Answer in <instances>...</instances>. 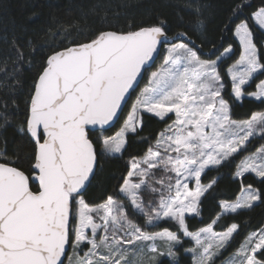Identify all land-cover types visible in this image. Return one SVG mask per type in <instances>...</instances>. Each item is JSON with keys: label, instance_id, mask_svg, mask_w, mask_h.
I'll return each instance as SVG.
<instances>
[{"label": "snow or ice", "instance_id": "snow-or-ice-1", "mask_svg": "<svg viewBox=\"0 0 264 264\" xmlns=\"http://www.w3.org/2000/svg\"><path fill=\"white\" fill-rule=\"evenodd\" d=\"M194 4L203 25V5ZM222 33L232 40L222 34L219 42L197 37L198 44L191 31L156 17L128 30L95 29L43 59L17 126L32 142L27 168L0 152V264H181V249L193 264H216L241 234L224 218L264 204V110L235 118L246 98L264 106V0L255 7L236 0ZM0 41L8 47L0 71L18 84L35 49L14 33ZM161 50L162 63L125 115ZM9 99H0L4 130L14 114ZM146 114L165 127L143 155L129 158L112 192L93 198L101 159L122 156ZM225 168L242 194L221 200L219 214L193 229L188 218L202 217L218 189L219 176L209 173ZM137 216L141 222L130 218ZM225 264H264V226L245 235Z\"/></svg>", "mask_w": 264, "mask_h": 264}, {"label": "trees", "instance_id": "trees-1", "mask_svg": "<svg viewBox=\"0 0 264 264\" xmlns=\"http://www.w3.org/2000/svg\"><path fill=\"white\" fill-rule=\"evenodd\" d=\"M250 2L255 7L259 0ZM196 3L203 5V15L200 17L204 20L203 25L196 23L193 14L194 0H0V36L7 34L11 37L14 33L21 43L29 45V51L35 49L31 63H26L19 69L18 84L10 81L4 71H0V99L10 97L9 112H14L8 116L10 126L6 130L0 129V152L6 150L9 155L16 154L20 157L22 165L27 168L26 157L32 152V142L27 135L17 131V126L23 120L24 102L33 78L40 71L43 59L52 50L70 44L73 40H84L95 29L103 27L128 30L134 25L153 23L156 17H166L174 31H191L198 44L200 40L197 37L219 42L222 34L231 41V34L222 33V28L231 15L236 0H196ZM251 10L246 8L244 14ZM208 47L210 45L205 47V52ZM7 53V45L0 41V61ZM160 60L161 58L149 69L156 67ZM7 83H13L15 86L8 89L5 87ZM253 90L255 85L249 89ZM12 99L15 100V105L11 103ZM129 105L130 102L128 107ZM128 107L125 108V113ZM258 110H264V106L259 101L246 98L235 108V118H247L251 112ZM119 126L117 124L107 134H113ZM164 127V121L146 114L140 134H130L127 151L122 156L101 159L102 171L97 173L93 186L89 189L90 195L95 198L105 190L112 192L118 183L116 178L124 171L129 158L143 155L149 143L154 142ZM95 135L102 137L105 133L97 130ZM233 168H225L219 174L215 171L209 173V176H219L218 189L204 201L202 217L188 218L193 229L203 226L201 221L208 222L219 214L218 203L221 200H233L241 194L240 184L231 175ZM248 179L257 186L252 176ZM224 222L240 224L241 234L221 258L234 253L249 232L264 226V204H259L251 210H243L232 218H224ZM161 224L169 226L164 221ZM189 246L191 245H185ZM180 258L181 264H193L191 254L183 249L180 250Z\"/></svg>", "mask_w": 264, "mask_h": 264}, {"label": "rangeland", "instance_id": "rangeland-1", "mask_svg": "<svg viewBox=\"0 0 264 264\" xmlns=\"http://www.w3.org/2000/svg\"><path fill=\"white\" fill-rule=\"evenodd\" d=\"M163 56H164V52H163V50H162V53H161V56L159 57V58H161V60L158 62V64L156 65V67H154V68H152V69H149L147 72H146V75H145V79H144V82H142L140 85L138 84V85H136V88H135V94L133 95L132 94V98H131V100H130V105H129V107H128V110H130V106H131V104L135 101V99H136V97H137V95L139 94V92L140 91H142V89L144 88V87H146V86H148V81H149V78H150V73H151V71H154V70H156L158 67H159V65L162 63V59H163ZM127 110V111H128ZM127 114V112L125 113V115ZM171 122V121H170ZM120 127V126H119ZM118 127V128H119ZM118 128L116 129V130H118ZM114 134V133H113ZM242 194V193H241ZM240 194V195H241ZM239 195V196H240ZM146 198H147V194H146ZM130 218H133V219H135L136 220V222H141V219L139 218V216H137V217H130ZM162 222V221H161ZM160 222V223H161ZM188 253V252H187ZM71 254V252H70V250H69V255ZM191 254V253H190ZM230 256H231V254L230 255H228V256H226V257H224V258H221V256L220 257H218L217 258V261H216V264H225V261H226V259H228V258H230Z\"/></svg>", "mask_w": 264, "mask_h": 264}, {"label": "water", "instance_id": "water-1", "mask_svg": "<svg viewBox=\"0 0 264 264\" xmlns=\"http://www.w3.org/2000/svg\"><path fill=\"white\" fill-rule=\"evenodd\" d=\"M161 53H162V50H161L160 54H159L158 56H156L155 61H154V63H152L151 67H152V66L158 61L159 57L161 56ZM145 75H146V72L143 73V76H142V77H139V78H138V83H137V85L140 84V83L144 80ZM135 88H136V87H135ZM132 94H133V93H132ZM132 94H131V97H130V99H129V102H130V100H131V98H132ZM129 102H128V103H129ZM97 130H99V129H97Z\"/></svg>", "mask_w": 264, "mask_h": 264}]
</instances>
